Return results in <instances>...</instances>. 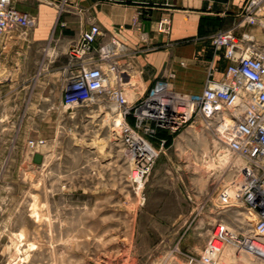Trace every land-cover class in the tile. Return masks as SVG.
Instances as JSON below:
<instances>
[{"label":"rangeland","instance_id":"1","mask_svg":"<svg viewBox=\"0 0 264 264\" xmlns=\"http://www.w3.org/2000/svg\"><path fill=\"white\" fill-rule=\"evenodd\" d=\"M247 27L264 45V29ZM118 66L128 75L124 82L129 76L140 81L137 90L122 87L133 102L146 89L141 71L130 61ZM43 69L50 81L45 91L21 85L29 71L9 58L0 65V264H188L190 258L200 264L217 224L233 228L237 220L253 219L242 205L219 206L216 195L231 180L229 161L220 159L199 123L156 151L138 189L111 104L99 97L59 108L60 74ZM206 73L176 85L201 90ZM29 140L44 144L30 149ZM35 153L42 156L39 165ZM225 250L228 259L222 253L217 264H264L258 255Z\"/></svg>","mask_w":264,"mask_h":264},{"label":"built area","instance_id":"2","mask_svg":"<svg viewBox=\"0 0 264 264\" xmlns=\"http://www.w3.org/2000/svg\"><path fill=\"white\" fill-rule=\"evenodd\" d=\"M16 3L0 0V42L14 31L27 32L37 25L36 16L18 9ZM249 25L264 29V0H245L232 26L208 37L214 58L220 57L224 65L221 71L214 63L209 65L197 93L176 90L175 73L169 71L128 102L122 91L126 72L119 71L118 62L128 63L129 52L114 39L102 41L103 34L95 24L79 32L57 69L59 108L82 107L99 97L114 106L118 122L113 128L130 161L129 178L134 182L133 178L147 179L159 155L155 151L161 152L168 139L173 142L195 123L211 137L217 155H230L231 180L220 188L217 201L223 208L242 205L253 219L237 220L233 228L217 224L206 238L200 264H217L227 247L237 254L256 248L264 256V45L245 30L235 33ZM156 28L167 35L169 19L161 18ZM43 144V140H29L27 146L35 149ZM238 159L245 164H236ZM195 261L190 258L188 264Z\"/></svg>","mask_w":264,"mask_h":264},{"label":"crops","instance_id":"3","mask_svg":"<svg viewBox=\"0 0 264 264\" xmlns=\"http://www.w3.org/2000/svg\"><path fill=\"white\" fill-rule=\"evenodd\" d=\"M244 3L245 0H17L18 9L36 16L39 28L14 33L0 42V65L9 58L12 66L29 71L21 85L39 86L45 91L50 81L43 68L58 69L79 32L95 24L103 34L102 41L114 39L124 45L129 61L141 71L146 89L155 78L172 71L180 92L197 93L199 88L185 91L176 84L180 79H199L197 75L211 63L223 69L224 62L214 58L208 37L230 28ZM163 17L170 21L167 35L156 28ZM243 30L255 31L247 27L235 33ZM53 46L57 53L51 56ZM216 75L219 77V73Z\"/></svg>","mask_w":264,"mask_h":264},{"label":"bare ground","instance_id":"4","mask_svg":"<svg viewBox=\"0 0 264 264\" xmlns=\"http://www.w3.org/2000/svg\"><path fill=\"white\" fill-rule=\"evenodd\" d=\"M50 53V51L48 52ZM52 53V52H51ZM107 76H108V81L110 82L112 80V74L108 71L107 72ZM130 76L129 78L127 77V80L125 81V85L126 86H129V87H133L135 88V90H137L138 86H140V81L138 80V82H136L135 80H130ZM126 99H128L130 96L129 95H124ZM111 110L114 111V106L111 105L110 106ZM118 120V119H116ZM115 121V120H114ZM116 122V121H115ZM155 153L157 154V152L155 151ZM219 159V158H218ZM220 159H222L223 161H225L227 163V161H230V155L227 153V152H220ZM236 164L242 166L245 164V162L243 160H236L235 161ZM224 164V163H223ZM135 179V181L137 182V186H138V189L142 187V181H140L139 179L137 178H133ZM232 188L229 187V190H231ZM250 253L252 254H255V255H258L260 256L261 258H264V256H262L259 252V250H257L256 248L252 249L249 251ZM222 253H224V257L225 259H228V255H229V252L227 250L223 251ZM219 258V257H218ZM218 260V259H217ZM230 260V259H229ZM230 262L232 263V261L230 260ZM234 263V262H233ZM238 264V263H237Z\"/></svg>","mask_w":264,"mask_h":264},{"label":"water","instance_id":"5","mask_svg":"<svg viewBox=\"0 0 264 264\" xmlns=\"http://www.w3.org/2000/svg\"><path fill=\"white\" fill-rule=\"evenodd\" d=\"M32 161H33L34 164L39 165L41 163V161H42V156L40 154H38V153H35L33 155Z\"/></svg>","mask_w":264,"mask_h":264}]
</instances>
